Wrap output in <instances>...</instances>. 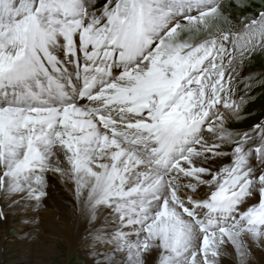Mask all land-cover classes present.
<instances>
[{
  "label": "snow or ice",
  "instance_id": "snow-or-ice-1",
  "mask_svg": "<svg viewBox=\"0 0 264 264\" xmlns=\"http://www.w3.org/2000/svg\"><path fill=\"white\" fill-rule=\"evenodd\" d=\"M251 7L0 0V219L26 207L38 228L56 176L92 226L91 264H252L264 120L230 127L249 99L238 65L264 50Z\"/></svg>",
  "mask_w": 264,
  "mask_h": 264
},
{
  "label": "bare ground",
  "instance_id": "bare-ground-1",
  "mask_svg": "<svg viewBox=\"0 0 264 264\" xmlns=\"http://www.w3.org/2000/svg\"><path fill=\"white\" fill-rule=\"evenodd\" d=\"M70 187V184H63L56 176L49 177V194L38 210V228L33 226L34 221L30 223L26 220V218L32 216L30 209L21 207L9 210L5 208V211L8 213L7 219H0V224L4 228L7 229L9 224L13 222L20 223V225L22 224L21 222L28 223L21 230L22 234H27V239L18 241V244L21 245L20 252L25 256H29L28 258H31L30 256H37L38 254L45 253L46 255L54 252L56 247L53 244L57 240L62 241L70 252H74L76 247L84 246L87 252L86 255L91 256L90 244L87 242V238L92 226L84 217L74 211ZM39 228L41 232H38ZM47 228L51 230V236L43 234V231ZM6 245L7 247L11 245V241H7V238L3 237L0 246L4 249ZM35 249H37L36 253ZM263 258L264 251L254 250L252 264H262ZM224 264H229V258H225Z\"/></svg>",
  "mask_w": 264,
  "mask_h": 264
},
{
  "label": "rangeland",
  "instance_id": "rangeland-1",
  "mask_svg": "<svg viewBox=\"0 0 264 264\" xmlns=\"http://www.w3.org/2000/svg\"><path fill=\"white\" fill-rule=\"evenodd\" d=\"M250 3H252L254 7L242 11L254 13L257 10V7L264 3V0H250ZM226 11H229V9L226 8ZM230 11L232 12V27L236 28L239 25V16L237 15L238 10L232 8ZM238 69L239 75L236 78L237 82L243 81L237 88V96H241L242 92L246 91L247 96L249 97L246 105L253 104V107H260L255 108L257 111L253 110V112H257V119L264 120V50H257L250 57L246 58L242 66L238 65ZM247 84L252 85L250 90L246 89L245 86ZM253 96L256 98H252ZM247 110L244 112H248ZM243 118L244 117L231 124L230 127L234 129H242V127L245 126V123L253 120V118H251L249 121L244 122L245 118ZM246 129H248V127ZM21 223V225L16 222L10 223L7 229L0 224V242L3 240V237H6L7 241H11V245H8V247L6 245L7 249H2L0 246V264H91L92 256L86 255L87 252L84 246L76 247L74 252H70L67 246L62 241L58 240L53 244L56 247L54 252L46 255L45 253L38 254L37 256H30L31 258H28L29 256H25L20 252L21 245L18 244V241L27 239V234H22L21 230L24 226H27L28 223ZM38 232H41L40 228ZM43 234L51 236V230L47 228L43 231ZM34 251L36 253L37 249ZM31 254H33V252H31ZM262 264H264V258L262 259Z\"/></svg>",
  "mask_w": 264,
  "mask_h": 264
}]
</instances>
